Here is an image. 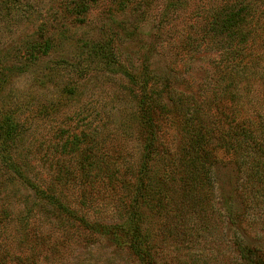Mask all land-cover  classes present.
Returning a JSON list of instances; mask_svg holds the SVG:
<instances>
[{"label": "rangeland", "instance_id": "obj_1", "mask_svg": "<svg viewBox=\"0 0 264 264\" xmlns=\"http://www.w3.org/2000/svg\"><path fill=\"white\" fill-rule=\"evenodd\" d=\"M240 1L151 0L148 5L130 3L127 7L113 0H96L78 19L73 0H0V206L12 210L14 217L0 235L10 245L9 257L0 252V264H17L13 254L20 249L30 253L23 264H144L129 244L133 218L115 210L113 202L126 192L124 199L129 201L139 180L147 182L149 199L155 189L162 190L158 176L162 182L174 177L173 194L164 186L139 223L140 233L146 231L154 247H160L158 264H179V250L182 257L188 252L198 257L209 252L208 248H218L208 236V241L199 237L188 242L183 234L186 229L179 230V90L187 95L202 92L203 96L199 83L212 71L218 52L207 45L210 32L200 37L201 28L209 31V18L218 6L231 2L237 6ZM43 35L54 46L47 54L28 59L23 54L25 45ZM198 41L203 42L201 47L195 45ZM185 42L194 45L182 48ZM220 75L216 71L206 80L208 89ZM230 77L237 80L226 75L223 83ZM262 92L256 86L253 94L259 98ZM250 106L236 104L238 119H254ZM74 135L88 142L68 156L62 167L77 175L78 160L87 153L94 163L103 157L111 170L119 167L123 182L116 193L105 190L98 178L96 204L91 209L81 205L78 178L53 180L60 145ZM149 145L156 149L148 151ZM217 158V202L226 215L220 230L221 254L227 256L233 250L235 234L245 245L264 250V224L259 215L257 225L253 223L247 233L227 219L228 211L242 210L235 191L236 169L222 149L217 150ZM37 184L52 186L53 192L64 195L65 202L59 205L43 197L34 190ZM173 203L176 241L167 235L166 222L161 227L165 216L173 213ZM24 211H28L30 226L33 221L37 229L43 226L39 239L44 242L49 228L58 222L62 229L71 226L73 232L66 228L69 233L52 234L45 244H36L30 228L19 231L17 214ZM81 220L96 224L87 227ZM99 224L122 225L123 231L101 232ZM17 237L22 238L21 246L26 242L33 247L18 248Z\"/></svg>", "mask_w": 264, "mask_h": 264}, {"label": "trees", "instance_id": "obj_2", "mask_svg": "<svg viewBox=\"0 0 264 264\" xmlns=\"http://www.w3.org/2000/svg\"><path fill=\"white\" fill-rule=\"evenodd\" d=\"M73 1L75 4L73 7H77L79 11L78 17L80 18L78 19H82L81 17L86 15L90 6L96 2V0ZM113 1L117 6L127 7L130 3L134 7H141L151 2V0ZM215 10L216 12L209 18V31L203 26L201 28L203 33L200 35L203 39L207 32H210L207 45L218 52V60L212 71L199 83V87L204 89L203 96L202 92L187 95L179 90V117H181L179 123V230L186 229L183 234L188 242L199 237L208 241L206 237L208 236L210 237L209 242L216 244L218 248H208L209 252L197 255L202 259L195 257L190 252L187 253L188 256L182 257L179 250V264H198V261H201V264H264V250L245 245L238 234H235L232 240L233 250L230 248L231 251L227 256L221 254L224 240L220 230L226 215L223 214L217 202L218 194L214 175V166L218 162L217 150L222 149L225 154L230 156L234 169H236L235 191L242 206L240 212L228 211L227 219L232 224L236 223L245 233L252 229L257 215L261 219L260 223L264 224V38L260 39V36L264 34V0H242L237 6H234L232 2L226 3L218 6ZM189 45L185 42L182 48L192 47L194 44ZM195 45L201 47L203 42L198 41ZM53 46L52 39L44 38L43 35L41 39H35L26 44L23 54L28 59L34 60L47 54ZM216 71L221 73L219 80L208 89L210 83L206 80L212 78ZM226 75H233L237 77V80L230 77L227 83H223ZM256 86H261L263 89L259 98L253 94ZM236 104L240 107L242 104H251L250 108H253L254 119L250 122L238 119L236 114L239 111H236ZM194 119L197 120L194 121ZM83 142H88L85 137L74 135L71 139L66 138L61 143L62 152L59 155L60 160L56 159L55 161L58 170L53 180L68 181L78 178L81 191H83L80 194L81 205L86 209H91L96 204L94 184L98 178L104 184L105 190L116 193H120L123 182L118 176L119 167L111 170L103 163V157L94 163L95 160H92L87 153H84L83 157L81 155L78 160L79 173L77 175L68 168L62 167L68 156L72 157L79 151ZM152 147L156 149L155 145L151 147L149 145L148 151ZM158 178L162 190L155 189L153 196L158 199L159 195H162L164 186L167 187L164 189L172 195L175 189L174 177H167V180L162 179L163 182L161 177L158 176ZM139 181V185L133 186L129 201L124 199L128 196V192H126L123 197L120 193L119 200L112 202L115 210L121 209L123 213L131 215L133 218L130 225L132 227L130 247L137 249L144 264H158L157 251L160 247H154V243L151 242L152 237L146 231L143 234L140 233L139 223L143 222L145 208L152 207L153 196L150 195L148 199L147 182ZM52 188L50 185L37 184L34 190L56 204L60 205L65 202L64 195L58 192L56 194ZM88 189L89 195L86 192ZM173 204V213L170 216H165L167 220L162 222L161 227L166 222L165 227L167 226L170 231V234L167 235L171 240L176 241V236L173 234L176 225V203ZM68 207L70 206L68 205ZM161 209L158 210V213ZM24 212L17 214L19 231L30 228L36 236V240L34 239L36 244H45L52 234L69 233L67 232L69 227L66 229L63 226L62 229L60 227L62 223L58 222V226L54 229L49 228L46 242H44L39 239L44 234L43 226H38L37 229L33 226L35 221L30 226L28 211ZM38 217L40 218V216ZM13 220L12 210L0 206V235L6 228V224ZM81 222H85L87 227L96 224V222L83 220ZM255 224L257 225V223ZM180 225L184 227H180ZM99 227L101 232L109 229L123 231L122 225L103 226L99 224ZM194 229L197 231L195 234L192 233ZM69 230L73 232L71 226ZM127 233L126 235L129 236ZM21 240L22 238L17 237L18 248L33 247L26 242L21 246ZM180 241L181 239H179V243ZM7 248H10V245L0 236V252H4L8 256ZM213 250L218 255L216 252L214 254ZM29 254L20 249L13 256L17 257V264H23V260L28 258ZM220 260H226V262L222 263Z\"/></svg>", "mask_w": 264, "mask_h": 264}]
</instances>
